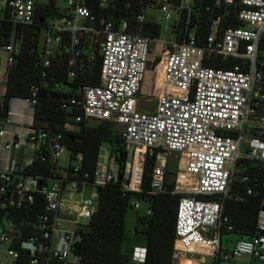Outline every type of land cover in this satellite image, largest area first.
Segmentation results:
<instances>
[{
	"label": "built area",
	"instance_id": "obj_1",
	"mask_svg": "<svg viewBox=\"0 0 264 264\" xmlns=\"http://www.w3.org/2000/svg\"><path fill=\"white\" fill-rule=\"evenodd\" d=\"M119 1L65 0L60 15L35 23L40 0H0V39L5 27L11 28L8 43L0 45L5 73L23 39L16 29L38 25V64L52 73L53 61L64 62L62 79L54 88L62 91L75 85L66 101L80 110L57 133L34 127L32 117L19 132H10L11 139L1 145L5 152L19 155L7 158V166L0 167V264H89L75 252V245L80 240L78 230L97 210L98 188L118 184L123 197L142 193L145 158L152 155L146 193L191 194L177 202L171 264H264L262 210L253 236L240 238L232 247L222 245V237L233 231L223 215L225 201L242 202L252 194L250 187L230 193L237 162H264V75L256 67L264 37V0H238L236 17L241 25L221 28L220 17H214L202 43L187 25L179 28L180 41L172 37L161 43L159 57L151 62L156 100L152 112L139 111L138 99L157 39L143 36L136 26L147 19V8H158L169 19L172 9L178 17L192 0H180L177 7L169 0H155L143 12L119 16L117 21L91 9L97 5L115 10ZM231 3L214 0L216 7ZM124 5L131 7L129 0ZM228 58L240 62L227 69L207 65ZM36 92L31 87L32 98L25 99L32 108ZM103 121L121 126L127 154L122 177H118V165L108 146L100 147L90 174L80 172L81 154L71 159L65 146L66 134L80 133ZM8 122L6 118L0 124V138L8 133ZM66 152L75 163L60 168L57 162ZM169 156L177 158V168L191 178L189 188L178 178L172 188L167 186ZM39 163H46V173L34 172ZM247 180L246 176L239 178ZM141 202L129 199L135 210ZM152 212L146 205L144 214ZM146 255L145 246H133L130 264H143Z\"/></svg>",
	"mask_w": 264,
	"mask_h": 264
},
{
	"label": "trees",
	"instance_id": "obj_2",
	"mask_svg": "<svg viewBox=\"0 0 264 264\" xmlns=\"http://www.w3.org/2000/svg\"><path fill=\"white\" fill-rule=\"evenodd\" d=\"M57 0H48L38 3L35 11V23L45 20L48 16L60 15ZM128 1V0H127ZM126 0L116 4V9L110 7L103 10L97 5L91 6L97 15H106L109 19L117 21L119 16L126 17L143 12L155 0H129L131 7H126ZM173 6H179L180 0H169ZM239 8L238 0L229 5L214 6V0H192L188 9H181L172 25V37L180 41L179 28L187 25L193 30L195 38L202 43L210 22L214 17H220V27L239 26L236 12ZM176 24V25H175ZM136 29L150 40L158 39L160 26L151 19H146L136 26ZM11 32L10 26L5 27L4 38L1 43H8ZM16 34L22 33L23 39L18 54L13 63L7 68L5 90L0 100V124L8 114V104L12 98H32L31 87H36L33 105L34 127L48 130L51 133L60 131L62 123L78 114L80 110L71 106L66 100L69 94L76 89L75 85H68L62 91H57L54 84L62 79L64 62L53 61L49 69L38 64L40 56L39 26L16 29ZM240 60L228 58L216 59L207 63L210 66L230 68ZM98 61H95L94 70L98 71ZM256 67L264 75V37L258 46ZM264 92V88H263ZM66 104V108L61 105ZM64 143L71 159L74 154H81L79 163L80 172L92 173L97 164L99 149L106 145L110 154L118 165V177H122L126 162V149L122 142L120 131L114 128L112 122H97L91 124L85 131L76 134H66ZM154 155L146 156L143 166V192L122 196L118 184H109L98 188L97 210L88 223L78 230L80 240L75 245V252L82 261L89 264H130L132 247L138 242L147 250L146 260L143 264H171L172 244L174 239V222L177 202L180 197L191 194L150 196L146 193L148 180L154 164ZM33 172V170H31ZM34 172L46 173V163H39ZM172 173L167 171V175ZM246 176V182L239 178ZM168 177V176H167ZM166 177V178H167ZM181 177V176H180ZM179 182L184 183L182 176ZM174 178H167V186L172 188ZM246 187L252 188V194L245 196L242 202L231 199L225 201L223 215L233 225V233L240 238L251 237L255 234L256 222L259 212L264 207V162L258 160H244L237 162L230 184V193L244 192ZM216 200V196H200ZM130 198H138L152 209L151 215L136 214L131 237L125 236V218ZM2 213L0 212V220Z\"/></svg>",
	"mask_w": 264,
	"mask_h": 264
},
{
	"label": "rangeland",
	"instance_id": "obj_3",
	"mask_svg": "<svg viewBox=\"0 0 264 264\" xmlns=\"http://www.w3.org/2000/svg\"><path fill=\"white\" fill-rule=\"evenodd\" d=\"M41 2H44L46 0H40ZM56 5L59 8H64L66 6L65 0H57ZM145 17L148 19L153 20L160 26V34L158 36V39L154 44H152V51L149 55V60H153L155 57H159V52H160V44L167 42L172 39V25L174 22L177 20V12L172 9L171 10V17L169 19H165L162 13L158 8H147L144 12ZM149 61V62H152ZM154 70L153 67L150 66L146 68L143 76V80L141 82V87H140V92H139V103H138V110L143 111V112H152L154 111L155 105H156V100L152 98V87H153V82H154ZM2 97V96H1ZM0 97V100H1ZM150 99V100H148ZM114 128L117 130H121V126L114 124ZM74 164V161L69 160V154L66 152L64 154V157L59 159L57 162V165L60 168H65L68 166V164ZM178 161L177 158L173 156L168 157V167L167 171L171 170L172 173H175L174 176L172 174H168L167 178H179L180 176L185 177V184L187 188L192 183V180L189 176L185 175L184 172L180 171L178 168ZM180 177V178H181ZM190 183V184H189ZM146 210V205L145 203L141 202L140 208L138 210H135L133 208L128 209L126 213V218H125V236L126 237H131V233L134 227V222H135V216L136 214H144ZM240 237L233 233H227L225 236L222 237V245L227 246V247H232L233 244L239 240ZM135 245H139L138 242L135 243Z\"/></svg>",
	"mask_w": 264,
	"mask_h": 264
},
{
	"label": "crops",
	"instance_id": "obj_4",
	"mask_svg": "<svg viewBox=\"0 0 264 264\" xmlns=\"http://www.w3.org/2000/svg\"><path fill=\"white\" fill-rule=\"evenodd\" d=\"M152 60V59H151ZM151 60H148L151 61ZM150 66H151V62ZM149 66V67H150ZM5 81H6V73H5V58L4 54L0 53V97L3 95L5 90ZM155 97V92L152 87V98ZM33 117V108L30 104L27 103L25 99L21 98H12L8 104V114L7 119H10V122L5 124V129L8 133L0 138V167L4 168L7 166V158H17L19 153L12 151L10 153L5 152L1 149V145L4 142H7L11 139V133L19 132L24 126L28 125Z\"/></svg>",
	"mask_w": 264,
	"mask_h": 264
},
{
	"label": "water",
	"instance_id": "obj_5",
	"mask_svg": "<svg viewBox=\"0 0 264 264\" xmlns=\"http://www.w3.org/2000/svg\"><path fill=\"white\" fill-rule=\"evenodd\" d=\"M150 66V63L148 62L147 63V68ZM262 210V212H264V207L261 209Z\"/></svg>",
	"mask_w": 264,
	"mask_h": 264
},
{
	"label": "bare ground",
	"instance_id": "obj_6",
	"mask_svg": "<svg viewBox=\"0 0 264 264\" xmlns=\"http://www.w3.org/2000/svg\"><path fill=\"white\" fill-rule=\"evenodd\" d=\"M190 184V183H189ZM183 264H189V263H187V262H183Z\"/></svg>",
	"mask_w": 264,
	"mask_h": 264
}]
</instances>
